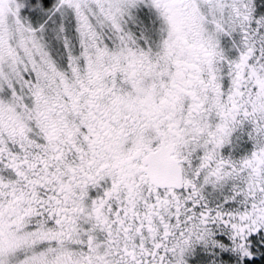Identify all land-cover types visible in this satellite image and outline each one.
Segmentation results:
<instances>
[{
	"label": "snow or ice",
	"instance_id": "1",
	"mask_svg": "<svg viewBox=\"0 0 264 264\" xmlns=\"http://www.w3.org/2000/svg\"><path fill=\"white\" fill-rule=\"evenodd\" d=\"M0 264H264V0H0Z\"/></svg>",
	"mask_w": 264,
	"mask_h": 264
}]
</instances>
